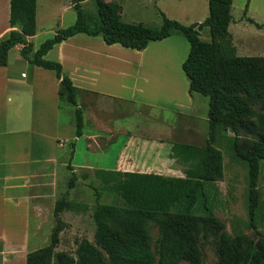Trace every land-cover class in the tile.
Returning <instances> with one entry per match:
<instances>
[{
	"label": "trees",
	"instance_id": "trees-1",
	"mask_svg": "<svg viewBox=\"0 0 264 264\" xmlns=\"http://www.w3.org/2000/svg\"><path fill=\"white\" fill-rule=\"evenodd\" d=\"M95 1L98 15L94 22H87L80 2H77L73 6L75 22L57 30L33 52V45L26 38L36 34L37 0H9L8 23L12 30L0 42V67L7 65L9 51L22 45L20 55L30 65L53 71L59 80V100L76 108L75 137L80 138L83 117L77 107L78 90L62 65L46 60L44 56L55 45L78 34L100 37L108 46L118 44L141 52L149 43L163 41L176 30L189 44V53L181 65L188 82V94L196 93L208 99V138L203 147L184 143L172 145V158L185 168L183 188L191 189V201L187 203L188 198L184 196V208L181 201L180 204L177 202L183 188L177 191L174 185L179 181L170 177L98 170L95 177L114 191L122 204H102L96 190V204L92 210L94 244L86 238L79 240L76 259L66 253H56L64 227L61 215L65 212L82 214L89 209L86 204L63 197L54 204L55 226L49 243L29 252L26 264H202L199 237L204 240L218 238V264H264V242L248 240L238 227L234 235L229 234L217 217L199 215L193 204V195L203 184L223 179V155L214 147L217 134L222 130L232 132L233 150L248 167L247 205L251 225L264 209L257 186L260 163L264 161V56L236 55L228 32L233 0H208V15L201 24L184 26L162 14L163 24L159 29L125 23L121 21L118 4ZM250 1L246 0L243 16L257 29H264V25L245 17ZM204 27L209 28L210 42L199 38L198 31ZM255 107H258L257 111ZM242 135L253 139L241 140ZM73 147L74 143H71V150ZM68 168L72 171L70 166ZM71 174L68 189L77 184L76 175ZM83 178L87 179L86 176ZM151 228L158 232L155 251L151 248Z\"/></svg>",
	"mask_w": 264,
	"mask_h": 264
},
{
	"label": "crops",
	"instance_id": "crops-1",
	"mask_svg": "<svg viewBox=\"0 0 264 264\" xmlns=\"http://www.w3.org/2000/svg\"><path fill=\"white\" fill-rule=\"evenodd\" d=\"M0 3L4 8H0V23H3L0 25L1 42L12 29L8 23L9 0H0ZM251 4L252 0L248 12ZM236 23L243 25L249 22L242 18ZM231 24H234L232 15L228 32ZM39 33L36 11V34L26 38L33 45V52L41 43L33 44ZM229 34L233 45V35ZM167 39L151 42L144 51L137 52L118 44L108 46L98 38L78 34L55 45L44 56L46 60L60 63L78 90L77 107L83 117L80 138L75 137L74 120L65 122L61 118L63 102L58 98L59 80L55 73L30 65L20 55L22 45H16L9 51L7 65L0 67V264H26V256L32 251V227H39L43 213L53 211L58 172L63 168L69 170L70 166V173L87 178L98 170L171 177L159 168L157 172L154 169L137 171V166L142 167L144 162L143 150L133 149L145 145L141 140L145 134L141 132V123L115 120L118 116H113V111L98 104V101L112 103L111 99L123 100L128 91H131L130 101L137 102L134 99L136 94H133L144 93L148 84L142 56L148 55L150 47H158ZM127 79L134 80L131 86ZM168 82V89H159L158 95L168 94L165 96L173 102L170 109L175 117L172 120L160 113H152L150 108H163V105L148 101L141 102L144 110L137 112L138 115L145 114L147 123L157 125L159 134L155 137L148 134L153 139H159L166 133L160 125L208 123L207 103L194 98L196 93L188 94L187 80L177 77ZM72 107L75 111L76 108ZM71 143L74 147L67 151V144L70 147ZM79 144L82 160L74 164ZM153 146L155 150L150 151L151 157L153 153L160 154L159 143L154 141ZM113 148H116L113 166L101 164L102 160L104 163L102 157ZM159 156L155 162L161 161ZM10 258L17 262L8 261Z\"/></svg>",
	"mask_w": 264,
	"mask_h": 264
},
{
	"label": "rangeland",
	"instance_id": "rangeland-1",
	"mask_svg": "<svg viewBox=\"0 0 264 264\" xmlns=\"http://www.w3.org/2000/svg\"><path fill=\"white\" fill-rule=\"evenodd\" d=\"M107 3H116L121 7V21L130 24H142L144 27L159 29L163 24L162 14L168 19L175 20L184 26L193 24H201L208 15V0H103ZM80 2L83 13L86 15L87 22L92 23L98 15L97 5L95 0H37L38 14V29L40 31L38 39L33 41V44L40 45L47 39L51 38L59 29H64L75 22V12L73 6ZM246 0H233L232 18L234 24L230 25L229 32L233 35V46L236 48V55L240 57H259L264 56V29H257L253 24L244 23L237 24L236 22L244 18L243 10ZM0 8H3V3H0ZM3 11V10H2ZM247 18L252 19L259 25H264V0H252ZM3 26V23L1 24ZM98 40L102 41L100 37ZM199 38L203 42H210V31L208 27H204L199 31ZM93 39V38H92ZM158 47H150V52L144 59L143 71L145 77H148V84L145 86L144 93L136 94L135 100L130 101L131 91L125 93L123 100L111 99L112 103L98 101L101 108L110 109L113 111V116H118L115 120L135 123H141V132L145 133L141 140L145 143L143 147H133V149L143 150V160L141 165L137 166V171L142 169H154L157 172L162 171L170 175L175 181L174 188L182 189L185 183L183 175L184 166L176 159L172 158L171 148L175 143H190L195 146H205L208 138V123L202 121L200 125H160L166 133L160 135L159 139H153L151 136L159 134L157 125H151L146 122V116L138 115L143 112L142 103L144 101L163 105V108H150L151 112L164 118L172 120L175 113L170 109L173 105L171 99L167 98L168 94L159 96L160 90H167L171 80L186 79L182 69L181 61L185 59L189 53V44L176 30H172L171 37L165 42H162ZM12 56V53H11ZM10 56V57H11ZM153 58V59H151ZM135 81H138L135 79ZM134 80L127 79V83L131 86ZM140 84V82H139ZM181 97V96H180ZM198 97L207 103L208 99L195 94L194 98ZM173 101V100H172ZM61 104V118L65 122L74 120V108L66 101ZM256 111L258 107L254 108ZM208 110V108H207ZM69 115V117H68ZM151 136H149V135ZM253 139L251 136H241V140ZM234 136L230 131L220 130L215 139L214 147L221 151L223 155L224 176L223 179L216 183L203 184L196 191L194 203L196 213L199 215H213L217 217L225 226V230L234 235V230L238 227L248 238L255 243L264 242V209L255 217L253 225L250 223L248 214L247 196H248V167L233 150ZM154 141L159 143L160 156L156 153L149 155L150 151H154ZM147 143V144H146ZM81 144L78 146L75 158L72 163L77 164L81 159ZM67 151L70 147L67 144ZM69 149V150H68ZM64 152V151H63ZM70 153V152H69ZM116 148H113L106 156H103L101 164L113 166L115 159ZM156 156H159L161 161L155 162ZM139 157V154H138ZM151 158V161H150ZM94 161V159H93ZM157 166V167H154ZM146 167V168H145ZM71 168V167H70ZM71 173L67 168H63L58 172L57 196L67 198L68 200L80 202L88 206V211L82 214H74L65 212L61 215L64 227L59 236V245L55 250L56 253H66L75 259L77 243L82 238H86L94 244L95 225L92 218V210L96 204V190L100 193L102 204H117L121 205L122 201L110 190L104 186L95 177L90 176L84 179L82 176L76 175L77 184L73 189H68ZM181 180V181H180ZM258 198L264 202V161L260 163V172L258 175ZM190 188L185 187L178 194L177 202L185 206V198H188L189 203L192 195ZM177 198V196H175ZM184 198V199H182ZM182 199V200H181ZM173 200V199H171ZM201 208V210H200ZM198 211V212H197ZM52 212L48 211L40 217L41 224L38 228L32 227L31 250H38L49 243L50 235L55 226V219ZM151 248L156 250L158 232L156 228H151ZM199 247L202 252V264H218L217 244L218 238L212 237L204 240L199 237ZM8 261H14L8 259ZM186 264V263H183Z\"/></svg>",
	"mask_w": 264,
	"mask_h": 264
}]
</instances>
